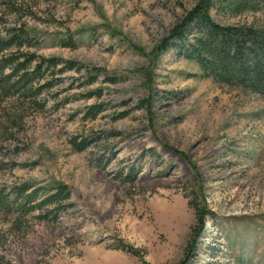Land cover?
<instances>
[{
    "label": "rangeland",
    "instance_id": "obj_1",
    "mask_svg": "<svg viewBox=\"0 0 264 264\" xmlns=\"http://www.w3.org/2000/svg\"><path fill=\"white\" fill-rule=\"evenodd\" d=\"M196 2L0 0V37L20 29L25 52L87 69L43 108L0 95V187L64 183L73 204L55 223L0 210V264H179L189 204L211 215L188 264H264V96L157 51ZM210 14L264 26V10Z\"/></svg>",
    "mask_w": 264,
    "mask_h": 264
},
{
    "label": "trees",
    "instance_id": "obj_2",
    "mask_svg": "<svg viewBox=\"0 0 264 264\" xmlns=\"http://www.w3.org/2000/svg\"><path fill=\"white\" fill-rule=\"evenodd\" d=\"M216 6V7H215ZM227 16L258 13L264 10V0H197L196 5L175 26L170 34L160 41L158 52L173 47L185 60L200 69V77L229 87L243 88L264 96V26L246 24L221 25L214 22L213 9ZM1 21V20H0ZM29 38V37H28ZM20 29H12L6 37H0V95L14 97L29 105H39L36 99L41 92L56 90L66 71L87 70L75 62H64L55 57H41L22 50L28 40ZM98 70H92L89 80L83 85L91 87L98 80ZM108 80L104 81L105 84ZM115 83V80H111ZM72 89V86L67 90ZM101 96L100 90L86 98ZM54 105L57 95L49 97ZM103 109L100 105L89 108V119H95ZM86 140L74 143L82 150ZM71 190L64 183L34 185L23 183L11 187H0V210L18 216H32L40 223H55L61 213L72 208ZM194 210L195 225L191 230V242L185 257L179 264H188L195 249L205 220L210 212L189 204Z\"/></svg>",
    "mask_w": 264,
    "mask_h": 264
}]
</instances>
